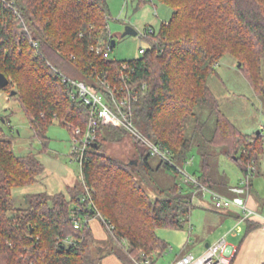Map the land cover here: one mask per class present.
I'll use <instances>...</instances> for the list:
<instances>
[{
    "label": "trees",
    "instance_id": "16d2710c",
    "mask_svg": "<svg viewBox=\"0 0 264 264\" xmlns=\"http://www.w3.org/2000/svg\"><path fill=\"white\" fill-rule=\"evenodd\" d=\"M148 1L153 0L139 4ZM157 1L172 8L170 19L145 37L149 45L144 52L123 60L92 49L115 37L109 27L108 0H0V70L10 80L1 89L17 91L12 95L45 144L55 120L73 132L78 126L86 128L89 119L88 106L71 97L70 87L51 64L98 89L105 90L104 82H110L118 97L131 88L138 96L130 110L135 124L170 152L173 163L160 158V165L181 174L179 163L187 162L191 148L197 146L204 159L203 176L194 175L214 190L210 158L217 150L241 162L246 175L251 165L254 173L259 171L263 130L249 136L236 128L221 112L208 78L220 59L232 54L264 96V0ZM204 108L215 116L211 130L209 119L198 114ZM127 136L139 152V163L116 159L104 150V142ZM143 147L124 127L102 125L87 150L81 185H74L73 195L29 193L21 207L13 189L37 182L44 164L35 151L17 154L13 139L0 125V264H102V252L97 247L95 253L92 246L96 239L90 224L74 225L79 204L84 212H100L115 238L124 242L111 251L133 264L147 259L154 264L169 248L157 229L185 228L197 187L181 180L157 187L156 179H151L156 184L151 185L139 167L149 172L159 165L149 161L153 155L146 148L141 154ZM84 183L91 189L95 212L86 210L82 201ZM148 186L159 198L150 196ZM247 223L248 229L260 224Z\"/></svg>",
    "mask_w": 264,
    "mask_h": 264
},
{
    "label": "rangeland",
    "instance_id": "374dc122",
    "mask_svg": "<svg viewBox=\"0 0 264 264\" xmlns=\"http://www.w3.org/2000/svg\"><path fill=\"white\" fill-rule=\"evenodd\" d=\"M111 10L109 27L111 33L117 39L115 46L111 50V57L116 59H132L141 54V48L147 47L149 41L140 34L122 36L127 25H133L138 31H143L148 26H153L155 30L160 25L170 19L172 8L160 1L153 0L144 4H139V0H108ZM239 61L232 54H225L216 66V72L212 73L208 78V85L216 96L219 108L222 113L238 128L242 133L253 136L258 130H263L264 134V96L261 95L251 84L246 76L244 69L238 65ZM242 65V64H241ZM77 74V72H75ZM78 76L81 74L78 73ZM15 95V94H14ZM11 91H4L0 88V125L11 136L14 142V149L17 154H27L35 151L44 164V171L40 174L39 180L31 185L24 187H15L13 195L18 206L26 205V195L34 192L46 191L49 193L63 192L67 198L74 193V184L81 185V166L80 162L73 156L74 137L73 132L58 120L49 127L47 131V139L45 144L31 127L30 119L21 106L16 96ZM198 114L201 119L207 120V128L213 129L215 126V116L209 109L199 110ZM7 119V120H6ZM193 125L192 118L188 122V126ZM104 150L112 157L127 161L137 159L138 150L134 145L133 139L124 137L120 140H108L104 142ZM187 162H178L190 173L197 177L203 176V157L197 146H193L188 155ZM149 161L158 168L146 172L142 165L141 171L146 180L151 184V179H156L157 187L171 186L177 181L184 182L182 174L173 170H168L166 165H160L159 156H151ZM213 163V175L215 181L213 186L215 190L222 194L243 198V194L251 193L264 209V155H260L259 171L251 176V184L242 182L246 173L243 170L242 163L229 157L221 150H217V154L210 158ZM76 182V183H75ZM72 185V186H71ZM156 185V184H155ZM71 186V187H69ZM84 187V186H83ZM149 187V186H148ZM151 192V189H149ZM206 199L212 206L213 199L209 193L204 196L198 195L193 199V203H198L193 207L189 221L184 231H188L191 220L197 230L193 232L190 241L191 246L187 249L199 254V248L204 246L206 242L213 241L210 227H204L202 214L213 213L214 217L220 218L222 214L203 208L200 206V199ZM94 222V223H93ZM93 229L96 244H92L94 251L98 247V251H102V255H106L112 250V247H122L124 242H120L112 232L104 225L99 217L93 218L90 223ZM223 227L220 225L215 227L216 233L219 234ZM227 228V227H226ZM176 228H158L159 235L169 243L168 250L161 256L156 257L154 264H170V260L175 253L179 252L171 249V245L177 246L176 239L172 237L175 233L183 230ZM214 236V235H213ZM207 238V239H206ZM101 249V250H100ZM132 257V256H131Z\"/></svg>",
    "mask_w": 264,
    "mask_h": 264
},
{
    "label": "built area",
    "instance_id": "2783aa9c",
    "mask_svg": "<svg viewBox=\"0 0 264 264\" xmlns=\"http://www.w3.org/2000/svg\"><path fill=\"white\" fill-rule=\"evenodd\" d=\"M138 30V29H137ZM155 32L153 26H148L143 31H138V34L143 37H148ZM98 53H103L108 57L111 55L112 42L109 41L106 44H99L93 46ZM145 51V47L141 48V52ZM124 67H127V63L123 62ZM51 66L59 71L62 80L70 87L71 97L84 102L89 108V119L87 127L81 126L75 127L73 131L74 145L73 156L80 162L81 170L84 165L87 150L98 139L99 128L102 125H115L122 126L129 131L133 136L141 141L142 145L154 156H159L161 159L167 162H171L172 158L170 152L167 149L161 147L159 143L152 139L150 135L143 132L134 122L131 115V108L133 101L137 100V94L132 91L134 89L127 88L124 95L118 97L112 88V84L104 82V89L108 90V94L103 89H98L89 80L74 78L67 73L57 69L53 64ZM118 88V86H116ZM178 170L184 177L183 183H194L197 189H195V196H204L209 193L213 199L212 206L216 210H227L232 207H238L241 210L242 216L238 218V223L247 222L248 220H259L264 227V214L257 209L251 208L246 202L220 193L213 188L203 184L194 174L190 173L186 168L178 166ZM255 166L249 167L248 174L243 178L242 182L249 184L251 176L254 174ZM200 193V194H199ZM82 201L86 203V210L94 207L92 199V193L90 187L84 183V194ZM85 207L83 205H77L74 212L75 227L79 228L83 223H89L91 213L84 212ZM100 217V212L94 213ZM90 224V223H89ZM233 227L230 232H235ZM233 259V251L227 242L226 236H223L219 241L213 244H209L205 251L199 254H195L193 251L186 252L181 258L172 262L171 264H230ZM150 259L144 261H137V264H149Z\"/></svg>",
    "mask_w": 264,
    "mask_h": 264
},
{
    "label": "crops",
    "instance_id": "0c3cea01",
    "mask_svg": "<svg viewBox=\"0 0 264 264\" xmlns=\"http://www.w3.org/2000/svg\"><path fill=\"white\" fill-rule=\"evenodd\" d=\"M241 197L243 198H238V199L246 202L251 208L257 209L262 214H264V209L261 208L259 200L254 195H252L251 193H247V194H243ZM200 201H201L199 202L201 204L200 206L212 210V212L216 211L222 214V216L217 219V217H214V212L207 213L205 215V211H204V214H202V217H204L203 218L204 227H210L209 232H211V235L214 238L213 241L208 240L204 246L198 245L201 246L199 248L200 249L199 253L205 251V249L209 244L216 243L223 236H226L227 242L229 243L230 248L233 251L234 261L232 264H264V227L262 226L259 220L257 221H259L260 224L255 225L251 229H248L249 224L247 222H243L240 224L237 222L238 221L237 212H241V210L238 207H232L230 209L222 211V210H216L210 208L209 205L211 203L204 198L200 199ZM195 204L197 205L198 203ZM95 217H99V216L95 214L91 215L89 223H91V221ZM102 223L106 225L103 221ZM218 225H220V228L223 227L222 229L224 230L221 231L219 234H215L216 233L215 227ZM233 227H235L234 228L235 232H230V230ZM196 230L197 227H194V223L191 220L188 231L186 230L184 231L183 229L175 233V236L172 238L176 239L177 246L171 245V249L175 251L178 248L179 252L175 253L174 257L170 260V264L176 261L177 259L181 258L186 252L191 251V250L187 251V249L191 246L190 244V241H192L191 236L193 232ZM101 263L102 264H133L130 260L123 259L119 254L115 253L114 251H110L106 255H104Z\"/></svg>",
    "mask_w": 264,
    "mask_h": 264
},
{
    "label": "water",
    "instance_id": "95a60500",
    "mask_svg": "<svg viewBox=\"0 0 264 264\" xmlns=\"http://www.w3.org/2000/svg\"><path fill=\"white\" fill-rule=\"evenodd\" d=\"M129 34H132V35H137L138 34V30L136 29V27L133 26V25H130V24L126 26L124 32L122 33V36H126V35H129ZM116 41H117V39L113 38L112 45H115ZM241 64H242L241 62L238 63L239 66H241ZM9 82H10V80L7 77V75L3 71L0 70V88L6 87L9 84ZM16 92L17 91L15 89H13L11 91V94H16ZM260 132H261V130H258L257 133H260ZM144 152H145V147H143L141 149V154H144ZM131 162L132 163H139V160L138 159H133V160H131ZM149 189H151V192L149 191V194L154 200L159 198V195L156 193V191L153 188L148 187V190Z\"/></svg>",
    "mask_w": 264,
    "mask_h": 264
}]
</instances>
